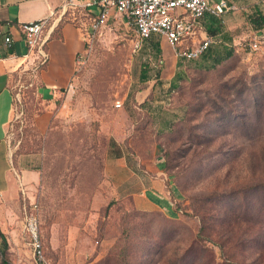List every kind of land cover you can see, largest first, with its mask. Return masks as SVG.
<instances>
[{
    "label": "rangeland",
    "instance_id": "rangeland-1",
    "mask_svg": "<svg viewBox=\"0 0 264 264\" xmlns=\"http://www.w3.org/2000/svg\"><path fill=\"white\" fill-rule=\"evenodd\" d=\"M64 17L71 22L69 12ZM126 19L112 16L93 31L71 87L50 108L30 85L31 67L38 66L34 57L13 78L7 142L13 155L35 156L42 172L31 193L45 262L264 264V248L255 249L258 242L264 246V187L253 188L264 183L258 164L264 151V37H256L260 43L253 51L246 44L254 37L217 40L222 54L232 50L231 58L208 73L186 68V81L171 89L157 80V42L136 48ZM177 65V71L184 67ZM143 73L148 80H141ZM147 85L154 100L151 124L143 107L137 114L134 100ZM231 85L243 93H231ZM224 101H230L224 111L232 118L236 113L233 124L211 115L214 103ZM45 113L39 128L36 121ZM144 128L164 153L172 188L182 193L168 214L172 219L160 211L133 213L130 198L118 196L106 178V164L120 152L117 141ZM15 219L4 236L5 260L29 264L28 235ZM202 222L206 238L199 241Z\"/></svg>",
    "mask_w": 264,
    "mask_h": 264
},
{
    "label": "crops",
    "instance_id": "crops-1",
    "mask_svg": "<svg viewBox=\"0 0 264 264\" xmlns=\"http://www.w3.org/2000/svg\"><path fill=\"white\" fill-rule=\"evenodd\" d=\"M66 1L0 0V230L7 239L8 230L13 228L9 225L10 219L13 220L15 217V222L18 223L16 227L19 226L17 227L19 230L23 229L24 213L35 204L34 200L32 201L31 190L39 185L42 177L36 157L28 154L13 155L7 142L8 128L13 117V78L18 70L25 67V60L32 57L19 26L31 21H45L41 39L47 59L44 64L31 67L30 85L35 88L42 103L46 104L45 109L48 104L50 108L62 92L71 87L76 71V58L86 50L85 33L80 25L67 22L64 17L63 8ZM72 2L78 5L77 10L85 15L81 21L87 25L86 30L87 28L89 30L93 19L90 14L94 13L98 18L99 9L82 7L88 0ZM227 2L230 9L220 17H215V20L219 21L220 31L215 35H208V30L215 28L216 25L213 27L209 20L202 22L203 31L212 42L229 38L235 42L237 38L264 37V28L252 24V21H259V17L264 19V0ZM112 16L121 20L124 17L111 11L107 21ZM126 23L128 24V20ZM6 36L11 39L8 45L3 41ZM149 40L156 41L160 50L159 53L155 51L160 64L157 80L170 88L178 57L174 49L163 39L151 37ZM33 62L38 64L37 60ZM151 92V87L147 85L134 96L137 114L143 112L140 109L143 107L150 124L152 123V117H149L150 105L154 102L149 97ZM139 95L142 97L138 101ZM46 113L36 121L39 128L44 126L48 119ZM147 130V128L134 130L128 136L122 137L121 141H117L120 142L118 143L120 152L114 162L106 164V178L113 182L114 192L118 193V196L130 198L135 210L172 214L175 203V198L172 202V197L175 192L171 184L165 182L169 178L165 173L164 159L160 155L154 135Z\"/></svg>",
    "mask_w": 264,
    "mask_h": 264
},
{
    "label": "built area",
    "instance_id": "built-area-1",
    "mask_svg": "<svg viewBox=\"0 0 264 264\" xmlns=\"http://www.w3.org/2000/svg\"><path fill=\"white\" fill-rule=\"evenodd\" d=\"M78 7L72 0H67L63 13L69 12V20L78 23L85 33L86 51L94 38L93 31L103 27L110 12L115 11L118 16L126 17L133 28L137 38L136 48L142 41L159 37L174 49L177 57L187 60L198 57L213 43L203 31V18L205 16L220 17L230 9L227 0H88L82 7L99 9L98 18L91 19L89 26L91 31L88 33L87 25L81 21L85 15L77 10ZM44 23L45 21L38 20L19 26L29 54L38 61V65L44 64L47 59L41 39ZM3 41L8 45L11 39L6 36ZM259 43L255 37L246 45L250 51H253L258 48ZM83 54L84 52L77 56V66L83 64ZM115 107H120V104L116 103ZM23 229L28 235L31 248L29 264H47L39 237L35 204L24 213Z\"/></svg>",
    "mask_w": 264,
    "mask_h": 264
},
{
    "label": "trees",
    "instance_id": "trees-1",
    "mask_svg": "<svg viewBox=\"0 0 264 264\" xmlns=\"http://www.w3.org/2000/svg\"><path fill=\"white\" fill-rule=\"evenodd\" d=\"M90 15H91L90 17H92L93 19L97 18V15L94 14V13H92ZM205 20L211 21V23L213 24V27H214V25H216L215 28H213V29L210 28L208 30V35H215L218 31H220L219 21H216L215 17L205 16L203 18L202 22H204ZM252 24L254 26H257L258 28H264V19L262 17H259V21L258 20L252 21ZM217 42H214V43L210 44L208 46V48L201 55H199L198 57H196L194 59L187 60V59H185L183 57H178V64L179 63H184V67H183V69H181V71H179V70L177 71V68H176V72H175L174 77L172 78V81H171V84H170V88L171 89H177V88H179L182 85L183 82L186 81V78L189 75L186 71H184V70H186V68H188V71H190L191 73L193 71L208 73V72H211V71L215 70L219 65H221L223 62H225L226 60L231 58V56L233 54L232 50L228 49V50H226V52L224 54H222L218 50L217 47L219 45H217V44H219L220 42H224V41L220 40V42L219 41H217ZM155 47H156L155 51L157 53H159L160 50H159L158 44H156ZM178 49H180V48H178ZM177 67L180 68L182 66L177 65ZM141 80L142 81L148 80V77L145 75V73L141 74ZM229 89H230L231 93L236 91L238 95L242 92V90L236 89L234 87V85H231L229 87ZM219 97L222 98L221 96H219ZM228 102L230 103V101H228ZM228 102L224 101L223 105H218V104L214 103L211 115L217 116V118L221 122H224V121L228 120L229 124H233L234 120H236V113H235V116L232 118V112L224 111V107L228 106ZM197 111L199 112V111H201V109H197ZM199 142L200 141L198 140V143ZM162 157L164 159V153H162ZM258 158H259V163L258 164L260 166H262V165L264 166V151H262L261 157H258ZM168 168H169V166H167V164H166L165 173H166L167 177H170V174L168 172ZM258 171L263 172V169L262 170L259 169ZM165 182H166V184H171L170 179L168 181L166 180ZM262 187H264V183H262V184H260L258 186H255L253 188L258 190V189H263ZM174 192H175V194L172 197V202H174V198H175V202L178 203L179 199H181V197H182V193L176 188H175ZM130 205H131V200H130ZM110 206H111V203H108V205L106 206L105 210L109 209ZM131 209H132V211H135L133 213H135L137 215H140V216H147L148 215V214H146L148 212L140 211V213H138V210H135L132 206H131ZM175 211L178 212L179 210L177 208H175ZM160 212L164 215L165 218L172 219L171 217L168 216L167 213H164L162 211H160ZM203 230H205V227H204V223L202 222V225L200 226V228H199V230H198V232H197V234L195 236V239L200 241V240H204V238H206L205 236L202 237V234H203L202 231ZM260 245L261 244L259 242L256 243V245H255L256 252L258 251L257 247H259V250H262L264 248V246H260ZM6 251H7V244H6L4 235L2 234V232L0 230V264H8L7 260H5ZM171 262H172V264H178L179 261L178 260H173ZM171 262H170V264H171Z\"/></svg>",
    "mask_w": 264,
    "mask_h": 264
}]
</instances>
